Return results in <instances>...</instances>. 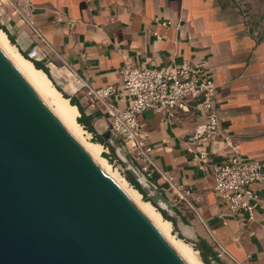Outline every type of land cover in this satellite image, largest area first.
I'll list each match as a JSON object with an SVG mask.
<instances>
[{
	"label": "crops",
	"instance_id": "0c3cea01",
	"mask_svg": "<svg viewBox=\"0 0 264 264\" xmlns=\"http://www.w3.org/2000/svg\"><path fill=\"white\" fill-rule=\"evenodd\" d=\"M0 14H8L0 21L13 44L25 52L37 46L36 59L55 83L96 115L98 133L105 131L107 117L100 101L91 105L89 90L119 85L126 64L160 67L191 59L217 84L223 135L239 143L243 157L264 161V0H0ZM110 99L116 107L128 104L117 93ZM139 121L152 146L151 172L175 213L172 228L205 239L218 254L214 264H264V182L253 185L260 195L255 219L237 221L214 192L217 164L232 151L222 138L195 137L206 119L192 112L170 120L146 109ZM189 146L209 151L204 169ZM179 188L193 194L182 198Z\"/></svg>",
	"mask_w": 264,
	"mask_h": 264
},
{
	"label": "water",
	"instance_id": "95a60500",
	"mask_svg": "<svg viewBox=\"0 0 264 264\" xmlns=\"http://www.w3.org/2000/svg\"><path fill=\"white\" fill-rule=\"evenodd\" d=\"M130 169L151 202L172 211ZM0 264H187L1 48Z\"/></svg>",
	"mask_w": 264,
	"mask_h": 264
},
{
	"label": "built area",
	"instance_id": "2783aa9c",
	"mask_svg": "<svg viewBox=\"0 0 264 264\" xmlns=\"http://www.w3.org/2000/svg\"><path fill=\"white\" fill-rule=\"evenodd\" d=\"M162 24L167 25L164 21ZM39 53L37 46L27 51L31 59H36ZM120 75L119 85L111 84L88 92L92 106L96 100L104 104L107 117L105 131L121 143V147L116 149L118 156L121 158L123 146L137 164L138 171L143 176H149L148 172H151L153 166L152 146L140 125V113L153 109L164 119L170 120L196 113L205 118L206 123L195 137L204 140L222 138L232 151L224 161L217 164L214 172V192L219 203L237 221L243 223L254 220L255 202L260 200V195L253 185L264 182V161L243 157L239 152V143L231 136L223 135L219 129L217 84L208 69L191 59H183L160 67L126 64L120 70ZM78 86H82V83H78ZM115 93L126 97L128 104L125 107L113 105L110 96ZM188 150L193 153L201 169L211 161V155L205 148L195 151L189 146ZM153 186L155 190H162L158 183L153 182ZM178 190L182 198L193 194L190 189ZM196 199L200 201L199 194ZM222 222L227 224L228 219L222 218ZM219 255L222 256L223 252Z\"/></svg>",
	"mask_w": 264,
	"mask_h": 264
},
{
	"label": "bare ground",
	"instance_id": "6f19581e",
	"mask_svg": "<svg viewBox=\"0 0 264 264\" xmlns=\"http://www.w3.org/2000/svg\"><path fill=\"white\" fill-rule=\"evenodd\" d=\"M0 48L32 84L72 135L91 154L105 173L116 182L137 207L153 222L186 263L202 264L197 251L183 239L177 238L172 234L171 221L165 219L150 201L143 199L141 193L135 187L130 186L117 169H113L112 164L102 155L103 146L98 142L89 140L88 136H86L89 133L76 119L78 111L75 105L71 104L69 99L54 85L44 70L37 68L32 60L25 57L10 42L7 33L2 28H0Z\"/></svg>",
	"mask_w": 264,
	"mask_h": 264
},
{
	"label": "trees",
	"instance_id": "16d2710c",
	"mask_svg": "<svg viewBox=\"0 0 264 264\" xmlns=\"http://www.w3.org/2000/svg\"><path fill=\"white\" fill-rule=\"evenodd\" d=\"M0 28H2L8 34L11 42L15 44L16 41H15L14 37L8 32V30L3 25H1V23H0ZM20 51L25 55V57L29 58L27 52L22 51V50H20ZM29 59L34 62L35 66L37 68L42 69L47 73L48 77L54 82L55 86L63 93V95L67 98H70L71 104L78 106L81 115L77 117V120L81 125L84 126V128L86 130H88L94 134L95 139L93 141L106 145L111 150V154H113L116 157H119L117 152H116V148L114 147V145H112L110 141L103 139L102 135H100L96 131L94 124H93V120H94L96 115H88L85 112L84 108L77 102L76 99H74L73 97H70L65 92H63L62 88L55 83V81H54V79H53V77L49 71V68L47 66L42 64L37 59H31V58H29ZM104 154L106 157L109 156V154H107V153H104ZM148 174H149V177L153 181H155V182L157 181V176H156V174H154V172L153 173L148 172ZM128 179L136 189H138L142 194H144L139 183L132 176H129ZM159 210L161 211V213L163 214L165 219H168V220L172 221L174 224H176L175 219L172 216L168 215L167 211L161 210V209H159ZM194 244H195V249L199 250L200 255H201V259L204 262V264H214L215 261H218V259H219L218 254L214 251L213 247L207 243V241L205 239L199 238L198 240L194 241Z\"/></svg>",
	"mask_w": 264,
	"mask_h": 264
},
{
	"label": "rangeland",
	"instance_id": "374dc122",
	"mask_svg": "<svg viewBox=\"0 0 264 264\" xmlns=\"http://www.w3.org/2000/svg\"><path fill=\"white\" fill-rule=\"evenodd\" d=\"M3 15H8V14H3ZM3 15L2 14H0V17L2 18L3 17ZM2 20V22L0 21V23H1V25H3V26H7V24H6V22H5V20L4 19H1ZM8 30V29H7ZM8 32H10L9 30H8ZM10 40V39H9ZM11 42V41H10ZM12 43V42H11ZM13 44V43H12ZM14 45V44H13ZM15 46V45H14ZM16 47V46H15ZM17 48V47H16ZM18 49V48H17ZM19 50V49H18ZM20 51V50H19ZM21 52V51H20ZM22 53V52H21ZM23 54V53H22ZM24 55V54H23ZM25 56V55H24ZM98 107L102 110V113L104 114V115H106V109H105V107H104V104L102 103V102H98ZM88 131V130H87ZM88 133L89 134H87L86 136H88V138H89V140H94L95 139V136H94V134L92 133V132H90V131H88ZM95 142V141H94ZM103 146H104V149H103V151H102V155L103 156H105V154L104 153H107V154H109V156L108 157H106L107 159H108V161L112 164V166H113V169L114 170H118L119 172H120V175L124 178V179H126L127 181H128V184L130 185V186H132L133 188H134V186L132 185V183L129 181V179H128V177L129 176H132L137 182H138V180H137V178L134 176V174L131 172V169L130 168H135V169H137V170H139L138 169V166H137V164L136 163H134L133 162V160H132V157L128 154V151L126 150V148H124L123 146H122V148H121V158H125L126 160H128V163H129V165H127V164H125V162H124V160L123 159H120L119 157H116V156H114L113 154H111V150L106 146V145H104L103 144ZM151 169H152V167H151ZM139 173L141 174V176H143L142 175V173L139 171ZM146 178V180H148V182L149 183H151V184H153V182L154 183H156L155 181H153L149 176H146V175H144ZM143 176V177H144ZM139 183V182H138ZM140 185V184H139ZM136 189V188H135ZM138 190V189H137ZM139 191V190H138ZM157 192H159V193H161V189H159V190H156ZM140 192V191H139ZM141 193V192H140ZM141 195H142V198L143 199H145V200H148V201H150L151 202V193H147V194H142L141 193ZM161 198L162 199H164V200H167V199H165L164 197H163V195H162V193H161ZM168 201V200H167ZM169 202V201H168ZM152 203V202H151ZM153 204V203H152ZM156 208H157V210H159V209H161L157 204H153ZM162 210V209H161ZM160 211V210H159ZM165 211H167V210H165ZM161 212V211H160ZM162 214V213H161ZM167 214L168 215H170V216H172L173 218L175 217V213L173 212V211H171V210H168L167 211ZM163 215V214H162ZM164 217V216H163ZM171 232H172V234L175 236V237H177V238H181V239H183L185 242H187L188 244H190L194 249H195V244H194V241H196V240H194V239H191L189 236H186V235H184V234H182L180 231H179V229L176 227V225L171 229ZM196 250V249H195ZM197 251V253H198V255H199V257H200V259H201V255H200V252H199V250H196ZM202 260V259H201ZM204 264V263H203Z\"/></svg>",
	"mask_w": 264,
	"mask_h": 264
}]
</instances>
